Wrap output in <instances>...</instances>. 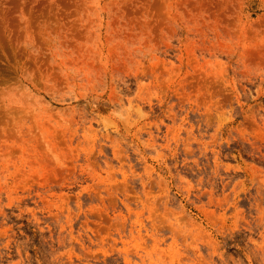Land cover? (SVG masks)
<instances>
[{
  "label": "rangeland",
  "instance_id": "obj_1",
  "mask_svg": "<svg viewBox=\"0 0 264 264\" xmlns=\"http://www.w3.org/2000/svg\"><path fill=\"white\" fill-rule=\"evenodd\" d=\"M0 264H264V0H0Z\"/></svg>",
  "mask_w": 264,
  "mask_h": 264
}]
</instances>
